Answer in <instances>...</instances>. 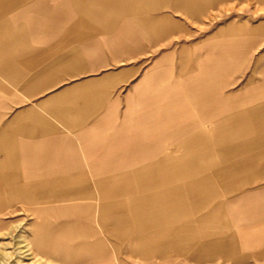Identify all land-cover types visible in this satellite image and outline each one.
Returning a JSON list of instances; mask_svg holds the SVG:
<instances>
[{
  "label": "crops",
  "instance_id": "obj_1",
  "mask_svg": "<svg viewBox=\"0 0 264 264\" xmlns=\"http://www.w3.org/2000/svg\"><path fill=\"white\" fill-rule=\"evenodd\" d=\"M205 1L0 0V216L26 218L37 255L70 261L96 253L97 264H120L127 253L138 264H181L264 248V184H255L264 179V70H257L264 51L229 90L248 52L257 50L254 29L241 35L237 26L218 28L191 59L184 47L159 53L119 114H103L85 128L64 118L83 154L74 153L72 140L41 139L56 126L33 114L6 117L9 99L12 107L19 103L20 76L35 62L23 53L37 60L42 52L35 47L56 39L54 56L23 84L34 92L63 75L108 67L105 48L114 62L132 58L144 41L183 29L166 9L187 17L201 13ZM68 25H100L109 34L59 52L83 39L84 33L59 34ZM173 62L183 74L176 81ZM124 72L105 71L62 89L56 109L88 114L108 80Z\"/></svg>",
  "mask_w": 264,
  "mask_h": 264
},
{
  "label": "rangeland",
  "instance_id": "obj_2",
  "mask_svg": "<svg viewBox=\"0 0 264 264\" xmlns=\"http://www.w3.org/2000/svg\"><path fill=\"white\" fill-rule=\"evenodd\" d=\"M166 11L183 24L182 30H179L177 33L161 41H156L154 43L144 41L142 44V52L136 53L130 59L123 55L120 61L114 62L112 60L113 54L110 50L105 48L103 49L105 59L111 63L108 67L96 73H78L75 77L63 75L59 81H56L49 87L40 88L34 92L24 90V88H22L23 84L30 75L42 68L45 63L54 56L52 53L54 52L53 48L57 46L56 39L53 38L54 40L52 39L49 43L39 48L35 47L42 52L40 58L37 60H35L29 52L23 53V59H29L35 62H31L20 76L19 83L21 84V89L17 92V97L15 98L19 103L17 106L14 105L12 107L10 106L11 99H9L6 117L10 119L18 110L21 114L25 112H27V114H33L34 117H38L48 122V124L56 126L52 134L40 135L41 139H46L45 141L48 139L72 140L71 142L78 148L74 153L83 154L85 152L83 147H81L76 140L77 135L64 127V118L82 121L85 123L82 127L85 128L87 124L95 121V119L103 114L111 112L114 114L121 113L123 111V100L125 95L133 91V84L136 83L142 73L153 64L159 53L168 49L174 50V52L177 53L181 47H184L187 49V55L191 59L192 55L195 53V49L198 48L201 43L214 37L212 34L213 32L218 28H226L229 25L237 26L242 32L241 35H248V32H246L247 29H254L255 31L251 32L249 35L259 41L256 45L257 50L254 52L249 51L239 71L233 74L232 78L237 81L234 85L229 87V90L241 85L246 77L253 72L254 55L264 51V0H206L201 13L195 14L191 12V15L188 14L187 17L183 11H174V9L171 8L166 9ZM71 15L74 20L80 17V14L73 9ZM74 33H84L82 34L83 39L76 42L69 41L63 44L61 49L59 47V52L70 49L78 45L81 41L89 40L91 36L101 39L107 37L109 34L106 30L101 28L100 25L90 28H82L80 25H68L59 29V34L71 35ZM176 62L171 63L174 81H176L179 76L183 75L179 73ZM119 69H125V72L122 75L108 80L105 92L97 96L98 101L88 105L90 108L88 114L78 116L79 113L75 111L56 109L57 101L55 100V96L59 94L62 89L67 90L72 84L76 82L81 84L105 71H117ZM257 70H264V59L257 65ZM254 75H259V73L254 72ZM185 76L187 75L185 74ZM181 80L183 83L182 86H184V80ZM9 89H11V85H9ZM190 96L192 95L190 93L188 94L186 91L185 100H189ZM77 103L78 107L85 105L79 100ZM80 114L82 113L80 112ZM32 120L33 119L29 118L28 122L30 123ZM42 152L51 153V151L47 152V150ZM255 184H264V179H260V181ZM247 186L249 187L250 185ZM27 229L28 221L22 215L14 213L0 216V264H97L96 253L78 254L76 259L73 258L70 261H60L41 257L32 250L28 237L30 233H27ZM24 240H27L29 248L25 246ZM238 256H243L245 258L244 261H236ZM128 263L138 264V260L128 257L127 253L122 254L120 264ZM181 264H264V248L258 250L247 249L230 258L217 257L207 262H195L190 259H183Z\"/></svg>",
  "mask_w": 264,
  "mask_h": 264
},
{
  "label": "bare ground",
  "instance_id": "obj_3",
  "mask_svg": "<svg viewBox=\"0 0 264 264\" xmlns=\"http://www.w3.org/2000/svg\"><path fill=\"white\" fill-rule=\"evenodd\" d=\"M24 237V236H23ZM24 243H25V246L27 247V248H29V245H28V242H27V240H24ZM54 262V261H53Z\"/></svg>",
  "mask_w": 264,
  "mask_h": 264
}]
</instances>
